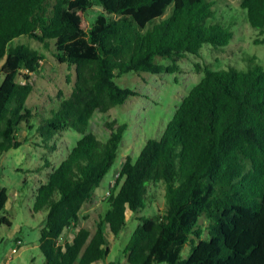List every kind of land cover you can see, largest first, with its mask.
I'll list each match as a JSON object with an SVG mask.
<instances>
[{
	"label": "trees",
	"instance_id": "obj_1",
	"mask_svg": "<svg viewBox=\"0 0 264 264\" xmlns=\"http://www.w3.org/2000/svg\"><path fill=\"white\" fill-rule=\"evenodd\" d=\"M0 0V158L27 143L21 126L47 144L66 130L81 137L35 194L30 213L44 214L38 248L43 264H94L110 253L127 214L147 207L149 189L163 183L165 210L141 216L123 254L128 264H264V67L213 70L176 108L162 135L148 140L136 159L126 156L109 190V209L95 231L81 226L85 206L115 166L128 127L107 122L106 141L89 132L96 112L107 113L137 91L117 80L129 73L175 74L177 62L199 56L205 45L227 47L230 27L212 22L211 0ZM250 26L264 34V0H241ZM170 10V14L167 12ZM27 37L75 70L68 98L47 114L26 103L30 75L44 55ZM262 44V41H257ZM168 60L164 65L157 60ZM26 72V74H22ZM22 75L25 82H18ZM0 190V225L8 201ZM208 222V239L199 226ZM75 230L71 241L65 232ZM191 253L182 257L183 248Z\"/></svg>",
	"mask_w": 264,
	"mask_h": 264
},
{
	"label": "rangeland",
	"instance_id": "obj_2",
	"mask_svg": "<svg viewBox=\"0 0 264 264\" xmlns=\"http://www.w3.org/2000/svg\"><path fill=\"white\" fill-rule=\"evenodd\" d=\"M214 3L212 22H218L230 27L234 33L233 40L227 47L214 48L205 45L199 56L188 55L177 62L179 70L175 74L153 75L149 73H129L117 80L119 86L129 88L139 93L130 97L125 104L112 108L107 113L96 112L89 125V132L98 139L106 141L109 132L105 129L107 122L116 121L126 124L128 129L124 135L123 146L118 160L106 176L101 187L96 189L92 201L85 206L81 226L95 231L96 221L109 209V190L113 187L118 176L121 161L126 156L133 159L139 155L142 147L150 139L159 138L167 123L171 120L176 108L189 91L199 83L204 76V68L213 70L233 67L247 70L250 67L249 58L255 57L256 63L264 67V34L250 26L246 11L240 6L241 0H211ZM95 4L92 8L99 10ZM171 8L167 11L170 14ZM262 41V44H257ZM25 45L44 55L41 70L30 75L29 82L34 91L29 96L26 106L34 113L47 114L56 108L58 103L68 98L75 81V70L61 64L54 57V44L50 49L38 41L21 37L12 46ZM164 65H170L168 60H157ZM26 74V72H22ZM18 82L25 80L20 75ZM34 129L20 127L19 138H28L18 149H12L0 158V190L6 188L8 201L3 214L11 223L10 227L0 225V264H43V256L38 248L40 229L45 215L32 217L36 189L46 182L48 172L56 168L81 137L78 133L66 130L57 134L47 144L43 143L37 132V117L32 120ZM38 164L43 172L37 170ZM165 187L163 183L152 185L149 189L147 207L142 212L127 214L124 230L118 236L109 234L110 253L98 264H128L124 259V248L135 231L137 217H155L165 210ZM199 226L203 230L202 239H208V222L202 217ZM11 232L14 234L11 235ZM75 230L67 232L72 238ZM20 238L23 246L14 255L13 237ZM191 253V245L187 244L182 250V257L187 258Z\"/></svg>",
	"mask_w": 264,
	"mask_h": 264
},
{
	"label": "built area",
	"instance_id": "obj_3",
	"mask_svg": "<svg viewBox=\"0 0 264 264\" xmlns=\"http://www.w3.org/2000/svg\"><path fill=\"white\" fill-rule=\"evenodd\" d=\"M13 239H14L15 247L12 249V253L14 255H16V254H18L19 250L23 246V242H22V240L20 238H18L16 236H14Z\"/></svg>",
	"mask_w": 264,
	"mask_h": 264
},
{
	"label": "crops",
	"instance_id": "obj_4",
	"mask_svg": "<svg viewBox=\"0 0 264 264\" xmlns=\"http://www.w3.org/2000/svg\"><path fill=\"white\" fill-rule=\"evenodd\" d=\"M40 165H41V164H38V166H37V170L40 171V172H43V170L41 169ZM50 172H51V171H50ZM50 172H48V174H49ZM46 180H47V178H46ZM44 183H45V182H43L42 184H44ZM39 186H40V185H39ZM36 190H37V189H36ZM67 232H68V231H67ZM67 232H65L64 237H65L66 240L71 241L73 237H72L71 239L68 238V237L66 236ZM75 232H76V231H75ZM12 234H14V232H11V235H12ZM74 234H75V233H74ZM73 236H74V235H73ZM124 259H125V257H124ZM98 263H100V262H98ZM98 263H94V264H98Z\"/></svg>",
	"mask_w": 264,
	"mask_h": 264
}]
</instances>
